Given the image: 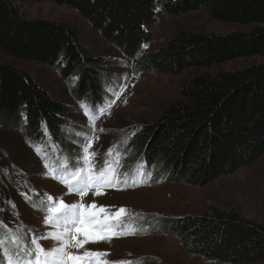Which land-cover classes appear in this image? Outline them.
I'll list each match as a JSON object with an SVG mask.
<instances>
[{"label": "trees", "instance_id": "1", "mask_svg": "<svg viewBox=\"0 0 264 264\" xmlns=\"http://www.w3.org/2000/svg\"><path fill=\"white\" fill-rule=\"evenodd\" d=\"M50 1L76 10L126 56L135 57L152 39L155 0ZM167 13L183 15L206 7L214 19L250 25L229 34L178 29L142 63L145 71L178 75L191 67H212L238 58H264V0H160ZM0 51L7 56L55 67L60 75L79 76L76 98L98 99L101 58L87 56L76 26L30 21L11 0H0ZM182 100L140 124L129 141L165 180L205 187L264 155V63L238 71L201 74L181 88ZM70 110L55 100L25 70L0 62V116L20 119L27 140L55 137ZM24 117V119H22ZM21 119L23 121H21ZM145 184H151L147 182ZM264 209V200L262 201ZM167 232L185 251L217 264H264V225L228 204L212 214H191L168 221Z\"/></svg>", "mask_w": 264, "mask_h": 264}, {"label": "rangeland", "instance_id": "2", "mask_svg": "<svg viewBox=\"0 0 264 264\" xmlns=\"http://www.w3.org/2000/svg\"><path fill=\"white\" fill-rule=\"evenodd\" d=\"M11 1L30 21L60 23L79 29L80 42L87 56L101 58L100 66L96 65L101 92L98 99L76 98L72 93L79 85V76L61 77L62 63L53 67L15 59L0 51V62L30 73L42 88L70 110L67 122L61 127V136L55 138L46 129L43 137L35 140H27L19 118L6 120L0 116V222L5 226L2 231L6 240L7 229L21 232L26 242L33 234L40 237L59 231L45 223V217L54 213L33 207V203L39 204L46 196H51L54 204L62 198L66 204L94 202L98 208L105 207L108 213H116L121 208L128 210L120 217L106 221L113 231L121 233L119 237L110 242H89L83 248H69V252L80 255L86 250L107 252L109 255L101 259L108 261L217 264L188 254L181 241L167 232V224L170 219L191 214L223 211L228 204L236 206L243 217L264 225V155L205 187H196L165 180L155 166L149 165L143 155L133 153L129 145L140 124L156 119L170 102L183 99L182 86L195 76L233 72L264 63L262 56L238 58L212 67H191L172 75L159 70H143L142 63L149 52L162 47L178 29L229 34L248 31L250 25L214 19L206 7L179 16L171 15L160 0H155L157 20L148 27L152 39L142 45L141 52L135 57H129L107 42L72 8L50 1ZM85 144H90L89 155L95 153L89 166L99 169L106 163L105 172L114 168L118 183L102 188L101 195H95L93 188L86 196L78 197L67 194L69 188L64 179V168L71 163L66 157L84 155ZM109 149H112L111 154ZM147 182L151 184H145ZM133 230L135 234H128ZM72 235L76 233L73 231ZM79 239L84 237L81 235ZM39 243L45 249L57 245L53 239H41ZM4 247L9 248L11 244L6 243ZM0 264H8L2 251Z\"/></svg>", "mask_w": 264, "mask_h": 264}, {"label": "snow or ice", "instance_id": "3", "mask_svg": "<svg viewBox=\"0 0 264 264\" xmlns=\"http://www.w3.org/2000/svg\"><path fill=\"white\" fill-rule=\"evenodd\" d=\"M89 147L90 144L83 145V156L66 157V160L71 162L64 168V179L69 188L67 194L83 197L95 188L94 194L101 195L102 188L114 187L118 183L114 168L105 172L106 163L101 165L99 169L89 166V161L95 156V153L89 155ZM111 152L112 149H109V154ZM93 173L96 174L93 175ZM133 186H136L135 182H133ZM25 198L27 199L26 194ZM33 207H37L38 210L46 213H54L55 215L45 217V223L50 228H58L59 231L45 233L40 237L33 234L26 242L21 232H13L7 229L6 240L5 233L2 231L5 226L0 222V251L4 253L8 264H141L140 261L101 259L109 255L107 252L86 250L82 255L69 252L71 247L83 248L89 242H110L112 238L119 237L121 233L113 231L106 221L118 218L128 210L121 208L116 213H108L105 207L98 208L94 202L89 205L83 203L66 204L62 198H58L54 204L51 196H46L39 204L33 203ZM101 214H103V218H101ZM73 231L76 235H72ZM128 234H135V230ZM81 235L84 237L83 240L79 239ZM41 239H53L57 245L45 249L39 243ZM73 240L75 244L72 243ZM6 243L11 244V247L5 248Z\"/></svg>", "mask_w": 264, "mask_h": 264}]
</instances>
